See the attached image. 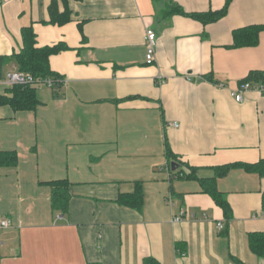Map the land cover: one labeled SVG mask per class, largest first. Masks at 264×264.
<instances>
[{"label":"crops","instance_id":"obj_1","mask_svg":"<svg viewBox=\"0 0 264 264\" xmlns=\"http://www.w3.org/2000/svg\"><path fill=\"white\" fill-rule=\"evenodd\" d=\"M52 1L0 0V57L20 53L31 27L37 48H61L49 62L62 81L37 87L34 110L0 106V151L18 162L0 166V216L12 221L0 264H264L250 243L264 234V176L247 167L264 161V82L233 97L264 75V0H174L188 14L227 10L206 25L163 18L164 0L71 1L72 20L53 25ZM251 27L263 28L257 43L236 47ZM15 69H2L0 95ZM57 181L65 212L52 208Z\"/></svg>","mask_w":264,"mask_h":264},{"label":"trees","instance_id":"obj_2","mask_svg":"<svg viewBox=\"0 0 264 264\" xmlns=\"http://www.w3.org/2000/svg\"><path fill=\"white\" fill-rule=\"evenodd\" d=\"M71 1L80 0H53L49 6L50 23L53 25H65L72 20L71 11L68 5ZM158 1V0H155ZM166 8L162 12L163 18L172 17L175 15H182L202 22L203 24H211L219 21L226 14V9L208 14H188L178 5L174 0H164ZM59 3L65 7L61 11ZM263 30L262 27H251L236 31L234 35L235 46H253L257 43L258 34ZM23 48L20 53H15L11 57H0V79L2 78V69L6 64L12 60L16 62L17 68L20 72L32 75L35 79H56L58 85L57 89L61 88L60 79L52 73L50 68V57L60 52L61 48L44 47L37 48L36 35L31 27H26L22 30ZM59 81V82H58ZM264 82V75L252 73L242 84L251 82ZM6 95H0V106L9 105L15 111L34 110L40 104L37 98V86L33 85H17L7 89ZM17 155L15 152L0 151V166H17ZM251 172H256L260 176H264V161L260 163L247 166ZM231 166H226L221 169L222 173L227 172ZM185 178L183 174L179 175V179ZM52 188V208L55 211H66L68 203L67 184L65 181H57L48 183ZM209 194L213 196L216 203L224 210L227 217L231 216V209L226 200L221 195L210 188L207 189ZM251 246L254 252L261 257H264V234H255L250 238ZM145 264H153V261L147 260Z\"/></svg>","mask_w":264,"mask_h":264},{"label":"built area","instance_id":"obj_3","mask_svg":"<svg viewBox=\"0 0 264 264\" xmlns=\"http://www.w3.org/2000/svg\"><path fill=\"white\" fill-rule=\"evenodd\" d=\"M146 48H147V54H146V64L153 65L156 62L157 59V36L156 33L153 30H147L146 31ZM5 83L10 86H17V85H33V86H47L51 89H56L58 83L55 80L52 79H35L32 75L20 72L19 70L15 69L13 71H10L6 74V77L4 79ZM59 82V81H58ZM62 82V81H60ZM62 84V83H61ZM251 88L250 83H245L241 85V88L238 92L233 93V97L237 102L243 101V93ZM183 212L179 217H176L174 219L175 222H180L183 217ZM12 227V221L9 220L7 217L0 216V231L7 230ZM219 227L222 228V225L219 224ZM1 246V243H0Z\"/></svg>","mask_w":264,"mask_h":264},{"label":"water","instance_id":"obj_4","mask_svg":"<svg viewBox=\"0 0 264 264\" xmlns=\"http://www.w3.org/2000/svg\"><path fill=\"white\" fill-rule=\"evenodd\" d=\"M171 167H172V170L175 171V170H177L178 165H177V163L172 162Z\"/></svg>","mask_w":264,"mask_h":264},{"label":"rangeland","instance_id":"obj_5","mask_svg":"<svg viewBox=\"0 0 264 264\" xmlns=\"http://www.w3.org/2000/svg\"><path fill=\"white\" fill-rule=\"evenodd\" d=\"M42 87H45V86H42Z\"/></svg>","mask_w":264,"mask_h":264}]
</instances>
